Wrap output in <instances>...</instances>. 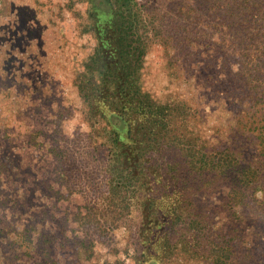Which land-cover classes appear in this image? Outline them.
Returning a JSON list of instances; mask_svg holds the SVG:
<instances>
[{
    "label": "trees",
    "instance_id": "obj_1",
    "mask_svg": "<svg viewBox=\"0 0 264 264\" xmlns=\"http://www.w3.org/2000/svg\"><path fill=\"white\" fill-rule=\"evenodd\" d=\"M74 2L86 5L84 13ZM161 2L69 0L82 34L94 40L74 79L89 129L84 156L102 168L99 185L113 213L139 212L136 264L174 257L264 264V0H176L172 7L176 54H183L176 60L197 56L211 99L227 101L228 130L214 141L197 104L160 102L144 87L145 56L163 35ZM51 153L56 163L67 161L57 144ZM103 210L99 229L109 226Z\"/></svg>",
    "mask_w": 264,
    "mask_h": 264
},
{
    "label": "rangeland",
    "instance_id": "obj_2",
    "mask_svg": "<svg viewBox=\"0 0 264 264\" xmlns=\"http://www.w3.org/2000/svg\"><path fill=\"white\" fill-rule=\"evenodd\" d=\"M68 2L0 0V264L138 260V210L115 215L99 185L102 168L89 154L84 156L89 129L74 79L94 40L82 34ZM175 3H159L163 35L145 56L144 87L160 102L185 99L197 104L209 116L201 127L214 141V133L228 130L227 101L211 99L201 83L209 74L196 63L197 56L176 60L183 54H176ZM73 5L80 13L86 10L84 3ZM203 46L197 47L200 52L206 50ZM56 144L67 157L61 165L51 153ZM106 208L102 222L109 226L99 229L95 222ZM215 218L226 222L221 214ZM168 264L197 263L174 257Z\"/></svg>",
    "mask_w": 264,
    "mask_h": 264
}]
</instances>
